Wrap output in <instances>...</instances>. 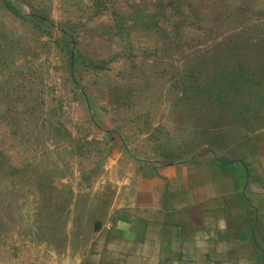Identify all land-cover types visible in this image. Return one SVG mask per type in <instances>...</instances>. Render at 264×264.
I'll return each mask as SVG.
<instances>
[{"label":"rangeland","instance_id":"rangeland-1","mask_svg":"<svg viewBox=\"0 0 264 264\" xmlns=\"http://www.w3.org/2000/svg\"><path fill=\"white\" fill-rule=\"evenodd\" d=\"M264 127V0H0V264H87L102 187Z\"/></svg>","mask_w":264,"mask_h":264},{"label":"crops","instance_id":"crops-1","mask_svg":"<svg viewBox=\"0 0 264 264\" xmlns=\"http://www.w3.org/2000/svg\"><path fill=\"white\" fill-rule=\"evenodd\" d=\"M98 198L87 264H264V127Z\"/></svg>","mask_w":264,"mask_h":264}]
</instances>
